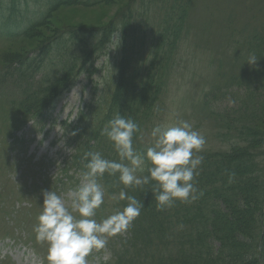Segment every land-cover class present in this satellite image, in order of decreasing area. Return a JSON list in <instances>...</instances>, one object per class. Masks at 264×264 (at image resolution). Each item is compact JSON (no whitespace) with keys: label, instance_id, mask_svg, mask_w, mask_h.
<instances>
[{"label":"trees","instance_id":"obj_1","mask_svg":"<svg viewBox=\"0 0 264 264\" xmlns=\"http://www.w3.org/2000/svg\"><path fill=\"white\" fill-rule=\"evenodd\" d=\"M110 1L42 0L41 17L33 21L23 18L22 6L27 0H0V34L35 43L5 52L4 64L12 63L22 85L15 94L16 102H11L12 112L36 119H44L81 75L90 79L97 73L95 62L107 55L113 34H121L123 53L113 91L101 105L103 117L84 141L75 133L76 149L84 156L98 151L118 161L113 144L101 133L119 112L140 126L133 145L137 151H145L139 139L144 129L162 122L161 101L177 65L178 44L188 30L195 0H142L136 4L133 0L103 26L51 25L62 7L92 8ZM143 4L139 11L136 6ZM149 5L154 16L146 21L144 10ZM42 28L49 32L43 34ZM252 46L258 49L254 54L260 65L243 78L239 105L231 114L215 107L231 85L205 92L203 105L217 124L216 136L224 148L201 155L203 161L194 178L198 198L158 210L155 198L147 197L145 222L144 216L136 220L129 239L121 241L115 263L264 264V46ZM235 81L229 83L236 86ZM142 189L131 188L128 195L143 204L142 198L153 193ZM120 205L123 208L126 203L120 201Z\"/></svg>","mask_w":264,"mask_h":264},{"label":"rangeland","instance_id":"obj_2","mask_svg":"<svg viewBox=\"0 0 264 264\" xmlns=\"http://www.w3.org/2000/svg\"><path fill=\"white\" fill-rule=\"evenodd\" d=\"M28 1V8L22 6V12L26 17L35 19L40 12V0ZM130 1L133 0H112L92 8L62 7L51 20V25L54 28L69 25L103 26L115 14L126 10L125 6ZM134 2L136 4L143 1ZM136 7L143 11L140 7H145V4ZM144 11L145 20L151 21L154 16L153 7L149 5ZM188 20V30L178 44L177 65L161 101L160 107H164V111L159 116L162 119L160 124L176 120L191 122L206 139L203 150L198 153L202 155L223 144L216 136L214 123L201 105V97L207 85L219 84L239 74L235 83L240 82L243 73L249 74L259 67V60L255 65L246 63L248 54L252 53L247 44L252 42L264 46V0H195ZM42 31L43 34L49 32L45 28ZM31 44L35 43L10 39L4 33L0 34V131L16 123L18 119L9 104V100L16 102L14 98L17 87L7 75L4 54L7 51H18L23 46L29 48ZM120 56L121 43L115 41L107 57L101 58L100 64L97 63L98 72L93 77V82L81 80L61 97L46 121L21 120V129L16 132V141L20 144L10 148L6 143H13L14 140L7 138L5 134L0 135V190L7 196L4 209L6 213L0 212V264H46L34 251L38 250L45 259L47 245L38 242L33 231L41 211L37 203H43L42 192L48 190V187L43 186L50 177H64L60 171L68 165L74 145H78L76 137L84 141L87 133L99 124L103 117L100 104L107 102L113 91ZM248 76L245 75L246 78ZM83 85L90 87L85 89ZM200 90V96L189 94ZM225 107L226 104H222L219 108ZM81 113L84 114L82 119ZM151 130L144 129L139 139L145 150L153 142ZM73 172L71 170L72 175ZM142 175H147V171ZM75 178L79 181V174ZM101 182L108 198L111 191L118 194L123 189L128 194L131 190L119 183L118 176H109L107 173ZM52 185L55 183L52 182ZM57 187V194L66 199L75 189L70 184L65 187L58 184ZM145 189L147 185L142 190ZM0 199L4 200L1 195ZM114 202L116 201L111 200L112 204ZM113 242L114 237L109 238L106 248L113 247ZM109 258L110 254L105 250H94L86 257L88 264H103ZM149 261H144V264H151L152 261Z\"/></svg>","mask_w":264,"mask_h":264},{"label":"clouds","instance_id":"obj_3","mask_svg":"<svg viewBox=\"0 0 264 264\" xmlns=\"http://www.w3.org/2000/svg\"><path fill=\"white\" fill-rule=\"evenodd\" d=\"M113 40L120 43L119 32ZM258 59L249 53L246 63L255 65ZM140 126L119 112L105 125L102 135L113 144L119 160H109L98 151L85 153L84 170L79 184L68 195L43 191V205L33 227L36 240L47 245V264H88L90 253L106 248L108 239L124 233L141 214L144 207L135 196L123 189L112 194L113 201H127L122 210L97 220V210L104 204L105 173L118 176L125 188L152 185L157 209L170 207L176 201L190 202L198 198L194 178L203 157L205 137L187 120L159 124L151 130L152 144L144 152L133 145ZM75 135V133H73ZM147 171V175L142 173ZM140 173V174H138ZM202 195V193H199Z\"/></svg>","mask_w":264,"mask_h":264}]
</instances>
